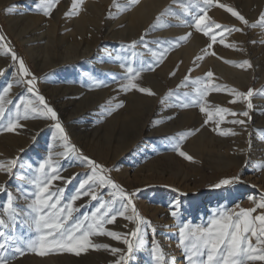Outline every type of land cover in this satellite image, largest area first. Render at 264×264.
<instances>
[{"label": "rangeland", "instance_id": "rangeland-1", "mask_svg": "<svg viewBox=\"0 0 264 264\" xmlns=\"http://www.w3.org/2000/svg\"><path fill=\"white\" fill-rule=\"evenodd\" d=\"M93 1L95 2L98 0ZM119 1L120 0H112L105 10L104 24L102 29L103 36L106 29V19L110 17V14H113L112 9L119 4ZM176 1L177 0H169V2L166 3L163 9L159 12L158 16H163L167 9H173V4ZM182 1H187L191 7H195L199 2H201V0ZM0 2L3 3L5 0H0ZM33 2L34 3H32V5L27 3V0H16V2H13L14 5L8 3L5 5L0 3V35L4 36V40L0 41V46L3 47V45H7V47H10L19 58L23 59L30 73L36 76V88L39 95H43L48 105L54 108L58 113L59 120L70 138V143L75 145L78 151L67 155V158H65L64 156L59 155L61 152H64V150H62L63 148L61 147H57V145L56 148H54L52 154L47 152L46 147L48 142L45 135L52 129H55V121L52 120H49V122H47L41 128L38 139L29 141L32 139V135L30 134H32V131L35 128L33 122L44 119L40 116H30L26 120L22 119L20 121L21 127H18L19 135L12 131V133L19 136V140H17L16 143L18 148L17 150L19 152H17V155L15 156V159L18 160V168L14 170L15 175L13 177L7 176L4 184H7L8 189L13 193L15 206L20 213L17 220L14 222V234L8 237V239H10L15 246H21L25 240L35 238V236L38 235L35 233V229L32 225V214H30V210L27 208V205L31 203L32 197L30 193L34 191V189L31 188V180L38 176L35 168L49 155H51L54 160H58L60 165H62L60 175L64 178H72L71 183H65L62 180H58L53 184V188L63 187L66 190L64 194L65 200L62 201V203L67 202V199H69L77 190L79 183L86 178L87 174H91V166L83 160L82 156H87L91 160L96 161L98 165L104 166L105 173L110 179L121 185L127 192L135 193V196L133 197V204L137 213L142 215L150 222L149 225L143 228L144 239L146 241L145 244L147 245L150 242H154V238L158 237L157 234H159L160 228L165 227L166 225L161 221L156 220L153 214L149 210H146L144 205L141 203L143 199L148 201L150 206L163 207L164 209L170 208L171 210V206L176 201H179V207L177 208L178 215L174 217V225H172L174 230L173 239L177 244H179V228L184 224H188L192 228L197 226L205 227L213 218H215L216 214L219 212H223L225 210L229 212H239L241 208H254L258 203L264 200V192L260 191L259 188H256L257 185L258 187L260 186V183H254V181L249 177L252 173L250 165L253 142L255 140L264 141V124L256 125L257 117L262 118L264 121V81L257 82L256 71H254L249 84L246 87H241L240 89L243 93L253 90L254 94L251 98H249L253 105L251 109L247 107L249 100H245L242 97L237 98L231 94V90L234 88L229 82L218 80L212 81V83L221 85L222 87L219 92H211L207 97L210 109H212V106H222L235 111L236 113L248 111L249 116L244 117L243 115H238L233 117L228 115L226 116V122L220 124L219 127H216V125L212 122L205 124V120L207 119L206 114L199 111L198 104L192 103V99L195 96V88L197 87V85L193 84L192 81L196 78L207 80L208 78L206 74L208 72H200L197 73L198 75H192L189 71H187L188 73L186 72L182 78H180L175 83H172V78L178 72L179 63L171 62L169 63L171 66H163V64L166 62L167 55L170 52L169 49H171V45H169L167 40L162 36L156 39L150 35V32L154 28L156 22V18H154L147 24L145 30L141 32L139 37L132 39L119 37L115 40H103L99 46L100 52L106 48H112L116 51L119 50L123 52V56L120 54L121 59H123V64H128L135 69H143L137 83L142 87L150 88L154 93L156 92L155 95L148 96V94H145V96H148L149 98L156 96L157 90L150 84H143L142 76L153 74L159 69L162 71L166 70V72H168L169 75L164 76L165 85H167V88L157 95V105L154 107L151 113H149L150 111L147 109H142L141 107L137 106V109L140 110L138 111L135 104L129 100L136 98L137 95H135V93L140 94V92L138 90H129L125 93L118 90L121 80L124 76H126V71L118 73V75L108 79L106 78L104 72L95 75L94 69H97V67L95 66L96 63L93 60V56H89V58L81 57L76 61L69 62L68 66L70 70L67 69V66V68H58L57 70L48 68L41 73L37 71L36 66H34L32 60L24 51L20 41L10 29L8 20L14 17L18 12L22 13L23 7L28 11L31 9L34 10L35 13H39L37 15H42L41 17L43 20H49L52 17L55 5L61 4L62 2L64 3V0H56L50 15H46L44 9L38 7L39 0H34ZM49 2H51V0H49ZM216 4L217 2L214 0L212 7H215ZM222 4H224L227 8L231 7L227 3ZM83 5L84 4H82V6L77 5L75 11L73 10L72 6H70L65 11L64 16H67L68 14L73 16L77 15ZM212 7L210 6L208 8ZM261 12L262 13L258 15L257 19L252 21L244 9L240 11V14L249 21V25L255 24L257 26L252 27L246 25L245 37L238 40L236 38L237 31L226 33L225 42L231 43L232 46L234 42L238 45H242L245 52H249L251 55L254 53L259 54V52L260 54L264 55V48L260 47L257 41L259 37L261 43H264V27L259 26V18L261 15H264V6ZM28 13L31 14L32 12L29 11ZM169 21H172L170 17ZM211 22L219 23L221 25L224 24L228 27L234 28L233 23L218 20H211ZM145 33H147V35H145ZM142 39L144 43L147 44V47H145L144 44L141 45L140 41ZM67 40L71 41V38H68ZM132 41L137 42V47L134 50L130 47H127ZM160 43L164 44L163 49L159 48ZM108 46L110 47L108 48ZM59 48L56 50L58 54L61 50ZM150 49L156 50L157 52L163 50L165 52L164 58L159 60L157 63L159 57H153ZM7 54L10 56V62L4 66L1 71L3 75H0V95H3L2 90L7 86L8 83H10L9 81H11V73L15 72V68L18 67V60L15 62L12 61L11 54ZM149 55L151 56L152 61H148L147 56ZM110 60L114 59L111 58ZM79 68H81V70ZM71 70L73 71L67 75L66 73ZM85 73L90 74V79L86 77ZM91 77L93 78L91 79ZM185 77H188V79L185 80ZM29 78H31V76L26 77L25 80ZM43 78H46V80H50L51 82H55V85L62 89H60V91L63 100H66L65 103L67 107V110L64 113L58 107L57 102L52 98L51 93L44 87ZM56 82L60 84H56ZM11 83H13V81H11ZM108 84H110L111 87L113 86L112 91L113 93L115 92L114 94L112 93L111 100L104 99L102 103H93V106L90 104L92 102L86 101V99L89 97H93L88 95V90H102V87ZM14 88L15 85L13 83L12 89ZM169 92H172L173 95L169 96ZM128 95L132 96L133 98L129 96V99ZM32 96L35 98V101L32 99ZM20 98L32 99L34 102L38 103L37 96L33 93L21 92L19 95L8 94L6 99L11 100L12 102L6 103L4 105L5 115L3 118H0V133H10L9 131H4V128L7 125L8 120L15 117L16 105L20 104ZM80 99H82L83 102ZM234 99H238V102L232 103L231 101ZM162 101H165L164 106H162ZM110 102H112L113 105L116 102H123V106L119 108L113 106L112 112L109 115L107 114L106 106ZM127 103L128 105H126ZM183 104H187L188 107H181ZM87 105L88 108L85 112L77 116L72 115V117H68L71 116L69 114L79 112L81 108H85ZM239 105H241L242 109H238ZM128 106L129 108L134 107L135 110L133 108L130 109L131 112L126 111ZM134 111L135 113L137 112L136 115ZM118 113L121 120L118 117ZM122 113H124V115L127 114L126 116H129V120ZM21 115H23L22 105ZM107 118L116 119L118 124L116 123L112 126H108L106 123ZM214 119L216 118L214 117ZM233 119L244 120L245 124L240 125L230 123V121ZM75 120L77 125L81 126L82 130L84 129L83 131L89 136L91 141L94 137V144L98 142L99 139H103L105 142H107L109 146H106V148L109 149V152L111 150L110 153H113L112 151L116 150L117 148L125 147V151H122L121 154V160L110 161L107 157L100 156L95 148L97 147V143L95 144V147L94 144H92V146L88 144V147L81 145V143L73 136L69 127V124ZM143 120H146L148 123H146L147 126L143 129L142 135L138 137V131L142 129L140 128L142 127L140 124H143ZM248 124L250 125L248 126ZM18 128L15 130V132L18 130ZM214 128L215 131L213 130ZM229 129L234 134H219L221 131H227ZM193 130H195L194 134ZM152 131L154 132L152 133ZM239 134L245 135L246 143L244 141V144L237 148V146H234V144L236 137ZM182 136L184 137L183 139H181ZM25 140H27V145L24 143ZM177 144H180V148L193 157V159L188 160L184 157H181L176 150ZM80 152H82V155ZM228 155H239L244 164H242L240 167L233 165L228 169H219L217 167L219 160L223 158V156ZM30 165L31 168H29ZM74 167L78 169V171L70 172V169L72 170ZM123 168L126 169L128 176H125V174L122 172ZM22 176L23 178H21ZM236 176L240 177L239 183H234L231 186L222 187L220 189L213 187V185H215L222 178H232ZM112 191L113 190L111 188H98L97 194L100 201L111 199L109 193ZM6 201L7 195L5 193H0V217L7 220V212L5 210ZM118 201L120 200L117 199V202ZM117 202L115 207L119 209L120 206H118L119 204H117ZM75 206L78 207L80 211L74 213V216L80 218L83 215L90 214L91 212L95 211V208L98 207L99 204L97 201H90V199H87L84 202L79 199L75 202ZM261 211L264 210L258 209L257 212L253 213V215H259ZM129 212L132 214L131 206L129 207ZM113 225V227L112 225L109 227L106 225V227L108 230H116L115 224ZM134 227L135 224L133 226V230ZM153 229L155 230L154 233ZM92 240L94 243H103L114 247L113 240L107 236H94L92 237ZM251 241L253 246H255V237H252ZM180 247L182 248L181 245ZM59 252L60 251H49L48 254H58ZM110 253L109 250L106 249L94 250L92 248L81 250L79 255L66 251L65 255L68 257L64 256V258H61L59 264H65V262H67L66 264H69V262L70 264H111V256L107 255ZM134 253L132 255L130 264H132ZM26 254H34L33 256H36L35 254L37 253L28 250L25 254L19 255L9 250L7 252V255L11 257L9 264H32L27 260V263H24V257ZM108 257H110V259H108ZM64 259H67V261ZM143 260H147L148 263H152V257L150 253L145 255ZM138 263L143 264L140 261L136 262V264ZM197 263L199 264V261ZM245 264H264V261H245Z\"/></svg>", "mask_w": 264, "mask_h": 264}, {"label": "bare ground", "instance_id": "bare-ground-1", "mask_svg": "<svg viewBox=\"0 0 264 264\" xmlns=\"http://www.w3.org/2000/svg\"><path fill=\"white\" fill-rule=\"evenodd\" d=\"M14 1L16 2V0H5V2L3 3L0 2V3L6 5L7 3L13 4ZM33 1L34 0H27V3L32 5V3H34ZM98 1L94 2L93 0L92 1L81 0V2L83 3L79 2L77 5L78 6L79 5L82 6V4L84 5L82 8H80L81 10L79 9L80 12L74 16L71 14L64 16L65 11L73 4V0H64V3L62 2L61 4H58L59 3L58 2L57 3L58 5H55L52 13V17L49 20H43V18L41 17L42 15L40 16L37 15L39 13H35V11L31 9L29 11L32 13L29 14L28 13L29 11L26 10L24 7L22 9V13L18 12L14 17L8 20L10 29L15 34L17 39L20 41L21 46L23 47L24 51L29 56V58L32 60V63L34 64V66H36L37 71L39 73L43 72L45 69L48 68H53L55 70H57L58 68L59 69L67 68L69 62L76 61L81 57L89 58V56H93L94 57L93 60L96 63L95 66L97 67V69H94L95 75L104 72L106 78L108 79L110 77H114L118 75V73H122L123 71L125 72V70L122 69L121 67L123 61V59H121V55L123 54V52L119 50L116 51L112 48L111 49L106 48L104 50H101L100 52L99 46L101 42L103 40L106 41L111 39L115 40L118 39L119 37L125 39H132L139 37L141 32L145 30L147 24L152 19L156 18L154 28L150 32V35H152L156 39L162 36L164 39L167 40L168 44L171 45V49H169L170 52L167 55L166 62L163 64V66L169 67L171 66L169 64L171 62L179 63L178 72L172 78V83H175L180 78H182L187 71H189L192 75L195 74L198 75L197 73L200 72L203 73V72L211 71L213 73V77L211 78L212 81L218 80V81L229 82L232 85V87L238 92H241L240 90L241 87H246L249 84L254 74V71H256L257 82L264 81L263 54H260L259 52V54L254 53L251 55L249 52H245L242 45H238L235 42L233 43V46L229 42H226V44L229 46H224L221 45L219 41H217V43H215L211 48H208V45L211 43L210 37L205 36L200 30L195 28V20L199 16L206 14L208 17V21H206V23L211 22V20H218V21L233 23L234 28L242 29L243 31H237V37H236L237 40L241 39L245 37L246 25L243 24V22L239 21L237 18L232 17L231 14L227 12L226 10L227 7L222 9L219 7V5L222 3H227L231 6V8H234L237 11H239V13L244 9L245 12L249 15L250 20L254 21L255 19H257L258 15L262 13L261 11L264 6V0H216L217 4L215 7L211 6L212 8H208L207 6H205L203 0H201V2H199L195 7L189 6L190 4L187 1L185 2L182 0H177L173 4V9H171V11L167 13L165 11L163 16L161 17H159L158 14L163 9L164 5L169 2V0H138V2L134 5L131 4V0H120L119 4L112 9L113 14L111 15V17L113 18L106 19V29L104 32V36L102 33L103 24H104V14L108 4H110L112 0H98ZM185 9H187L188 11L185 12ZM169 17L172 19V21H169ZM213 31H217V30L213 29ZM68 38H71V41H68L67 40ZM257 41L259 46L264 48V43H261L259 37ZM109 47L110 46H108V48ZM58 48L61 49L59 54L56 51ZM159 48L163 49L164 44L160 43ZM109 53H111V55H109ZM197 57H199V59H197ZM111 58L114 60H110ZM147 58L148 61H152L150 55L147 56ZM245 60L250 62L251 65L250 67L246 65L243 67L240 66L243 64V61ZM9 62H10V56L6 54L4 48L0 46V72L2 71L3 67L6 66ZM67 69L70 70L69 66ZM79 69L81 70V68ZM72 71L73 70L67 72L66 74L68 75ZM85 74L86 77L90 79V74L88 73ZM167 75L169 74L168 72H166V70L162 71L161 69H159L153 74H147L142 76L143 84H150L151 86H153V88L157 90L156 96L149 98L148 97L149 95L145 96V94L143 95L141 93L140 94L135 93V95H137L136 98H133L132 96L128 95V98L130 96L133 99L131 100H129L130 98L127 99L135 104L136 109L137 106H139L142 109H147L148 111H150L149 113H151V111L157 105L156 104V102L158 101L157 95L167 88L164 79V76ZM10 78L15 85V88L10 91L9 93L10 95L13 94L19 95V93L21 92L28 93L26 92L25 84L17 83V80L14 78V72L11 73ZM46 78H43L44 87L51 93L52 98L57 102L58 107L64 113L67 110V107L65 103L66 100L65 101L63 100L60 91L61 88L55 85V82L46 80ZM92 78L93 77H91V79ZM56 84H60V83L56 82ZM112 87L110 84H108L102 87V90H88L87 91V93H89L88 95L93 97H89L88 99H86V101L92 102L90 103L92 105L93 103L94 104H97L99 102L102 103L104 99L111 100L112 99L111 95L113 93ZM32 99H34L35 101V98H33V96ZM80 100L82 101V99ZM88 105L85 108H81L79 112H74V114L73 113L69 114L68 112V114L71 115L68 117H72V115L77 116L85 112L86 109L88 108ZM126 105H128V103ZM133 108L131 107L129 108L128 106L126 111L131 112L130 109ZM238 109H242L241 105H239ZM122 114L124 115V113ZM119 116L120 115L118 113V117ZM128 118L129 116L127 117V119ZM116 119L107 118L106 120L107 125L112 126L116 124L117 123ZM256 119H257L256 125L264 124L262 118L257 117ZM49 120L50 119L44 118L41 119L40 121L38 120L33 122L35 128L32 131V134H30L32 135V139L29 141L39 138L41 128L47 122H49ZM146 120H143L144 121L143 124H140V126L142 125V127H140L142 129L138 131V137L142 135L144 127L147 126L146 123L148 122H146ZM249 125L250 124H248V126ZM69 127L73 136L76 138L77 141L81 143V145L87 146L88 144H90L92 146V144H94V137L92 138L91 141L89 136L83 131L84 129L82 130L81 126L77 125L76 120L70 123ZM153 132L154 131H152V133ZM14 133L19 135V128L16 132L14 131ZM14 133L12 132H10L9 134L0 133V161L2 162H7L10 159H14L15 156L17 155V152H19L17 150L18 148L16 144L17 140H19V136H17ZM54 133H55V129H52L45 135L48 142L46 149L47 152H49V154L50 153L52 154L54 148H56L57 145H58L57 147H61L63 148L62 150L65 151L63 147V141L60 140L59 138L54 139L53 138ZM26 141L27 140H25L24 142L25 144ZM244 141L246 143L245 135L239 134L236 137L234 146H237V148H239L240 145L244 144ZM96 143H97V147H95ZM96 143L94 144V147L96 148L97 153L100 156H105L110 161L121 160V154L122 151H125V147L117 148L116 150L112 151L113 153H110L111 150L109 152L108 151L109 149L106 148V146H109V144L105 142L103 139L101 140L99 139V141ZM251 154H252L251 155L252 158H251L250 166L252 173L249 177L254 181V183L256 184L260 183V186L258 187L257 185L256 188H259L260 191L264 192V141L263 140L262 141L255 140L253 142ZM229 155L223 156V158L219 160L217 166L219 169H228L233 165L240 167L242 164H244L243 161L240 159L239 155H233V156L232 155L229 156ZM76 171H78V169H76L75 167L72 170L70 169V172H76ZM122 172L125 174V176H128L126 169L123 168ZM7 176L8 175L5 173H0V184L5 183ZM87 199H90V197L84 196L81 198L82 202H84ZM122 203H123L122 201L117 202V204H119L118 206L120 207ZM141 203L144 205L146 210H149L153 214L156 220L161 221L166 225L165 227L160 228L159 234H157L158 237L154 238V242H157L158 245L161 246L163 250V254L161 256V264H163L165 258H167V264H188L184 251H182L180 245L177 244L176 241L173 239L174 230L172 225H174V217L170 215V212L172 210L170 208L164 209L163 207L152 206V205L150 206V203H148V201H145L144 199L142 200ZM126 214L131 215L129 210L128 213ZM109 226L111 225H108L107 227ZM113 226L114 225H112V227ZM133 226H134V222L124 220L123 218H118L117 221L115 222V228H116L115 231L130 232L133 230ZM97 237H105V236H97ZM113 242H114V247L126 249V245H124L122 242L116 240H113ZM65 252L60 251L58 254L47 253L45 255L35 254L36 256H33L34 254L33 255L26 254L24 257L25 259L24 263H27L26 262L27 260L29 263L32 264H40V263L59 264L61 258H64V256L68 257L65 255ZM148 253H150L152 257V263H148L147 260H143V257ZM107 255L111 256L112 259L111 264H113V261L117 259V256H115L112 253ZM108 259H110V257H108ZM65 261H67V259ZM137 261H140L143 264H157V262L153 258V253L151 251V248L147 244H145L141 249L135 250L132 264H136ZM66 263L67 262H65V264Z\"/></svg>", "mask_w": 264, "mask_h": 264}, {"label": "snow or ice", "instance_id": "snow-or-ice-1", "mask_svg": "<svg viewBox=\"0 0 264 264\" xmlns=\"http://www.w3.org/2000/svg\"><path fill=\"white\" fill-rule=\"evenodd\" d=\"M79 2L81 0H73L72 8L74 11ZM137 2L138 0H131V4L133 5ZM203 2L205 6L210 7L214 0H203ZM55 3L56 0H51V2L49 0H39L38 7H42L45 14L50 15ZM219 7L224 9L226 6L220 4ZM226 10L232 17L237 18L245 25H249V21L236 9L228 7ZM170 11L171 9H167L166 13ZM187 11L185 9V12ZM109 18H113L111 14ZM206 21H208L206 14L199 16L195 20V28L200 30L205 36L210 37L211 43L208 45V48H211L217 41L221 45L229 46L225 42V34L234 31H243L242 29L232 28L218 23H206ZM249 26L255 27L257 25L253 24ZM259 26L264 27V15H261L259 18ZM213 29L217 31H213ZM3 40L4 36L0 35V41ZM140 43L147 47L143 39ZM3 47L6 54H11L12 61L15 62L18 60V67L15 68L14 72V78L17 80V83L25 84L27 92L35 94L38 100L37 103L32 99L20 98V104L16 105V115L13 119L8 120L4 131H15L18 127H21L20 121L22 119L26 120L30 116H40L55 121L53 138L62 140L65 149L64 152L59 154L60 156L67 158V155L77 152L76 146L70 143V138L59 120L58 113L48 105L43 95H39L36 88V76L30 73L23 59L19 58L10 47H7V45H3ZM127 47L134 50L137 47V42L132 41ZM150 51L153 57H159L157 63L164 58L165 52L163 50L157 52L156 50L150 49ZM245 65L248 67L251 66L247 60L243 61V64L240 66L243 67ZM121 67L126 71V76L120 82L119 91L126 93L129 90H138L142 94L155 95L150 88L142 87L137 83L143 69H135L123 63ZM0 75H3V73L0 72ZM206 75L207 80L196 78L192 81L193 84L197 85L192 103L198 104L199 111L206 114L207 119L205 120V124L212 122L216 127H219L220 124L226 122V116L228 115L233 117L238 115H243L244 117L249 116L248 111L236 113L222 106H212V109H210L207 97L211 92H219L222 86L212 83L211 78L213 77V73L211 71ZM29 76L31 78L25 80ZM187 79L188 77H185V80ZM12 88L13 83L10 82L2 90L3 95H0V118H3L5 115L4 105L12 102L6 99V96H8ZM231 94L237 98L242 97L245 100H249L247 107L249 109L253 107L249 99L254 94L253 90L243 93L232 89ZM168 95L172 96L173 93L169 92ZM231 102L236 103L238 99H234ZM161 103L164 106L165 101ZM21 105L23 106V115H21ZM113 106L116 108L122 107L123 102H116L114 105L110 102L106 106L107 114H111ZM181 107L187 108L188 105L183 104ZM230 123L244 125L245 121L233 119ZM213 130L215 131V128ZM194 132L195 130H193V134ZM219 134L229 135L234 133L229 129L227 131H221ZM183 138L182 136L181 139ZM176 150L181 157L188 160L193 159V157L180 148V144L176 145ZM80 154L82 155V152ZM82 158L91 166V174L86 175V178L79 183L75 193L64 203L62 201L65 200V188H53V184L58 180L71 183L72 178H64L60 175L62 165H60L58 160H54L51 155L43 159L36 166L35 171L38 173V176L31 180V188L34 191L30 193L32 199L31 203L27 205V208L30 210V214H32V225L35 233L38 235L35 238L25 240L21 246H15L8 239L9 236L14 234V222L20 213L15 206L13 193L8 189L7 184H0V193L7 195L5 205L7 220L0 217V264H9L11 259L7 255L9 250L19 255L25 254L28 250L34 251L39 255H45L49 251H68L79 255L81 250L88 248L94 250H109L117 256L113 264H130L134 251L141 249L145 245L146 241L144 239L143 228L149 225L150 222L137 213L133 204L135 193L127 192L121 185L110 179L105 173L104 166L98 165L96 161L91 160L87 156H82ZM17 168L18 160L15 158L7 162L0 161V173H5L9 177L15 175L14 170ZM29 168H31V165ZM239 182V176L222 178L213 187L220 189ZM98 188H111L113 190L109 193L111 199L100 201L97 194ZM84 196H89L92 201H97L99 206L90 214L77 218L74 216V213L79 212L80 209L75 206V202ZM117 199L123 202L119 209L115 207ZM130 206L132 214L128 215L126 213H128ZM171 207L172 211L170 215L176 217L178 215L177 208L179 207V201H176ZM258 209L264 210V200L254 208H241L239 212H229L227 210L219 212L205 227L197 226L192 228L188 224L180 227L179 244L182 246V251L185 253L188 264H197L198 261L200 264H245V261H264V211H261L259 215H253ZM118 218L134 222V230L130 232L108 230L106 225L115 224ZM154 231L153 229V233ZM94 236H107L113 240L120 241L126 245V249L111 247L103 243H94L92 240ZM252 237H255V246H253L251 241ZM148 246L151 248L154 260L157 264H161L162 247L157 242H150ZM163 264H167V258L164 259Z\"/></svg>", "mask_w": 264, "mask_h": 264}]
</instances>
